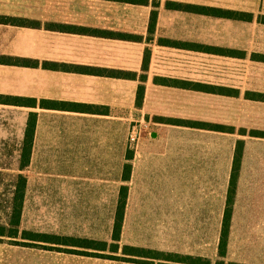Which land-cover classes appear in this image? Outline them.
<instances>
[{
    "label": "crops",
    "instance_id": "obj_1",
    "mask_svg": "<svg viewBox=\"0 0 264 264\" xmlns=\"http://www.w3.org/2000/svg\"><path fill=\"white\" fill-rule=\"evenodd\" d=\"M247 23L260 26L256 49L232 43L230 26ZM132 125L150 127L136 146ZM22 152L125 154L120 182L34 176L32 161L21 171L18 237L112 242L126 185L119 247L109 258L0 236V264H264V13L199 0H0V154Z\"/></svg>",
    "mask_w": 264,
    "mask_h": 264
},
{
    "label": "rangeland",
    "instance_id": "obj_2",
    "mask_svg": "<svg viewBox=\"0 0 264 264\" xmlns=\"http://www.w3.org/2000/svg\"><path fill=\"white\" fill-rule=\"evenodd\" d=\"M199 3L201 5H215L229 9L252 11L256 14L264 13V0H199ZM201 17L203 16H200V18ZM258 28H260V26L256 23L241 24L240 26L231 25L232 43L239 44V40L242 41V39H244L246 40L248 48L256 49L255 44L258 42L257 37H259L257 35L261 34ZM137 127L140 135L144 134L146 137L148 136L150 127L144 128L143 130H140L139 126ZM112 158L113 162H111V157H109V155H31L30 161L34 163V166H32L34 176L118 178L120 182L123 173L122 167L125 162V154L116 155ZM18 160V154H0V225L6 226L9 220L10 205L15 190L14 186L16 184V175L19 173ZM51 167L55 168V170L51 169ZM115 167H117V169H115ZM225 188L224 186L215 185L214 193H226ZM239 192H247L246 187L241 186ZM98 204L99 203H88L87 207H98ZM101 204L104 212L103 221L106 223V218H108V213H110L113 203L105 201ZM105 225L106 224H104L102 233L104 238L107 235ZM4 239L13 241L27 240L20 237ZM102 241L106 242L107 249L99 253L109 255L110 250L108 248L110 247L111 240L108 237Z\"/></svg>",
    "mask_w": 264,
    "mask_h": 264
},
{
    "label": "trees",
    "instance_id": "obj_3",
    "mask_svg": "<svg viewBox=\"0 0 264 264\" xmlns=\"http://www.w3.org/2000/svg\"><path fill=\"white\" fill-rule=\"evenodd\" d=\"M189 10V8H188ZM199 10H204L205 12H211L210 14L216 15V16H222V17H233L235 13L230 10H223L220 8H204L199 7ZM201 12V11H200ZM154 14L152 12V18H154ZM18 62V61H17ZM167 122H174L172 119H163ZM193 126L198 127H210L215 130H221L225 131L229 128L222 126V125H211L206 124L202 122H189ZM27 148H24L23 150H26ZM30 153L22 152L19 154V160H18V171L19 173L16 175V184L14 186L15 190L13 192V197L10 205V213H9V220L7 225H0V236L9 237V238H17L18 237V225L20 221V215H21V209H22V201H23V195H24V189H25V183H26V176L21 172L24 168L27 167V165L30 162ZM131 154H126V159H130ZM130 172V164L128 162L124 163L123 165V173H122V180H127L129 177ZM234 192V185L231 184V186L228 189V193L232 194ZM127 193V187L126 185H121L119 188V198L117 202V208L114 214V223L112 228V242L110 244V247L108 248L110 252H116L119 245L118 240L120 236V229H121V223H122V216H123V210L125 206V197ZM9 228V229H7ZM20 238L31 240V241H43V242H54L58 244H68L72 246H80L83 248H92L99 251H105L107 249L106 242L104 241H93L90 239L85 238H75V237H61L56 235H48L43 233H37L32 231H21ZM71 252H76L79 254H85V255H94V256H101V257H116L114 255H107L102 253H90L88 251L84 250H70ZM122 254H135V255H141V256H147V257H157L160 253L154 250L149 249H140L136 247H132L129 245H123L122 246ZM135 251V252H134ZM156 255V256H155Z\"/></svg>",
    "mask_w": 264,
    "mask_h": 264
},
{
    "label": "built area",
    "instance_id": "obj_4",
    "mask_svg": "<svg viewBox=\"0 0 264 264\" xmlns=\"http://www.w3.org/2000/svg\"><path fill=\"white\" fill-rule=\"evenodd\" d=\"M139 129L136 125H132L128 130V142L131 145H136L139 140Z\"/></svg>",
    "mask_w": 264,
    "mask_h": 264
},
{
    "label": "water",
    "instance_id": "obj_5",
    "mask_svg": "<svg viewBox=\"0 0 264 264\" xmlns=\"http://www.w3.org/2000/svg\"><path fill=\"white\" fill-rule=\"evenodd\" d=\"M151 135H152V136H155V134H154V133H152Z\"/></svg>",
    "mask_w": 264,
    "mask_h": 264
}]
</instances>
